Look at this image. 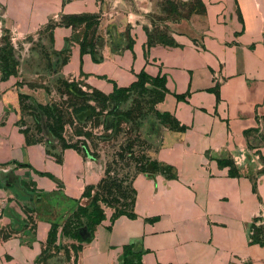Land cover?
Listing matches in <instances>:
<instances>
[{
	"label": "crops",
	"instance_id": "0c3cea01",
	"mask_svg": "<svg viewBox=\"0 0 264 264\" xmlns=\"http://www.w3.org/2000/svg\"><path fill=\"white\" fill-rule=\"evenodd\" d=\"M143 1L150 18L134 13L139 21L115 28L132 32L128 66L118 56V66L103 57L98 67L93 50L80 52L79 61L88 77L98 73L115 80L113 88L127 87L141 72L164 78L160 111L187 132L165 152L174 177L169 196L152 215L122 216L108 225L102 220L90 241L86 229L79 239L57 227L55 243L79 241L74 264H264V243L253 231L264 226H255L253 218L264 210L257 194L264 191V0H181L180 17L159 22L165 34L156 49L151 42L158 2ZM124 36L114 38L121 42ZM9 140L21 138L16 133ZM29 157L22 149H0V164L21 166ZM12 168L0 171V195L8 198L15 193L12 185L20 195L26 191L19 183L23 171ZM44 173L36 171L57 181ZM2 204L0 264H64L47 255L44 244L50 228L76 211V202Z\"/></svg>",
	"mask_w": 264,
	"mask_h": 264
},
{
	"label": "rangeland",
	"instance_id": "374dc122",
	"mask_svg": "<svg viewBox=\"0 0 264 264\" xmlns=\"http://www.w3.org/2000/svg\"><path fill=\"white\" fill-rule=\"evenodd\" d=\"M50 1L0 0V149H22L30 156L25 165L0 164L2 171H23L19 183L26 190L21 196L12 185L15 193L11 198L0 195V202H76V211L49 234L57 227L70 236L86 229L90 241L97 225L85 221L78 208L92 211V198L98 194L96 204L107 225L122 216L152 215V208L169 196L174 179L165 152L178 144L177 135L187 132L171 116L163 122L159 107L166 93L159 77L152 81L147 75L142 84L118 87L128 90L116 94L115 80L98 73L88 77L80 65L79 53L93 50L98 67L103 57L118 66V56L128 66L132 32L116 29L120 23L139 21L134 13L150 18L147 2L56 0L61 4L54 6ZM153 1L159 13L152 32L156 42H151L156 49L165 34L159 22L180 17L184 8L181 0ZM116 33L125 35L124 41L117 42ZM16 133L21 141H10ZM36 171L53 174L57 181ZM257 194L264 205V191ZM56 241V235L48 236L47 255L58 263H76L79 241ZM71 247L76 251L68 254Z\"/></svg>",
	"mask_w": 264,
	"mask_h": 264
},
{
	"label": "trees",
	"instance_id": "16d2710c",
	"mask_svg": "<svg viewBox=\"0 0 264 264\" xmlns=\"http://www.w3.org/2000/svg\"><path fill=\"white\" fill-rule=\"evenodd\" d=\"M145 77H147L148 78V76L144 73V72H141L140 73V75H139V79H141L138 83H133L132 85H131V88L132 87H135V86H137L138 84H142V80L145 78ZM157 78H150V80H152V81H154V80H156ZM160 80H162L163 82H164V78H159ZM126 90H128V89H121V88H117L116 86L114 87V93H116V94H121V93H123V92H125ZM165 93H166V89H165V87H164V90H163ZM45 114H46V117H49L48 115V113H46L45 112ZM161 116H163L164 117V119H163V122L164 123H167L168 121H167V119L170 117V115L169 114H166V113H163V114H161ZM49 119V118H48ZM50 129H51V127H49ZM50 132L52 133V134H54V135H56L54 132H53V130H50ZM90 190V189H89ZM97 195L98 194H96L93 198H92V201H91V204H90V207L92 208V211H88V209L87 208H83V207H79L78 208V211L82 214V215H84V217H85V219L90 223V225H98L104 218V216H103V212H102V210L97 206V204H96V202H97ZM87 196H89L90 197V194H89V192H88V194H87ZM264 228V227H263ZM262 229V227H259V228H255L253 231H254V238H256V240L257 241H259V243H261V240L263 239V235H264V233H262L260 230ZM89 230H91V229H89ZM92 231V230H91ZM260 235H261V238H260ZM53 238V237H55V230L52 232V234H50V238ZM73 237H75V238H79L80 239V234H79V232L78 233H75L74 234V236Z\"/></svg>",
	"mask_w": 264,
	"mask_h": 264
},
{
	"label": "built area",
	"instance_id": "2783aa9c",
	"mask_svg": "<svg viewBox=\"0 0 264 264\" xmlns=\"http://www.w3.org/2000/svg\"><path fill=\"white\" fill-rule=\"evenodd\" d=\"M0 171H2V170L0 169ZM2 206H3V204H2V202H0V211L2 210ZM253 218H254V221L257 220L258 221L257 223H259V224L254 223L255 226L264 225V210H262V213L260 215L254 216Z\"/></svg>",
	"mask_w": 264,
	"mask_h": 264
}]
</instances>
